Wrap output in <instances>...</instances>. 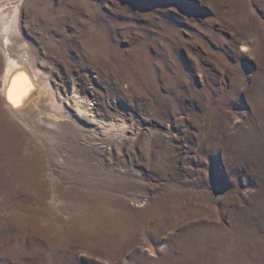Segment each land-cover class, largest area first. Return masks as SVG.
<instances>
[{"label":"rangeland","instance_id":"1","mask_svg":"<svg viewBox=\"0 0 264 264\" xmlns=\"http://www.w3.org/2000/svg\"><path fill=\"white\" fill-rule=\"evenodd\" d=\"M0 16L102 117L48 144L0 112V264H264V0H0Z\"/></svg>","mask_w":264,"mask_h":264},{"label":"bare ground","instance_id":"2","mask_svg":"<svg viewBox=\"0 0 264 264\" xmlns=\"http://www.w3.org/2000/svg\"><path fill=\"white\" fill-rule=\"evenodd\" d=\"M0 28V112L8 122L28 131L37 141L43 136L48 144L56 140L49 129L61 130L60 124L64 123L80 130L78 118L86 124V132H97L101 115L91 108L82 110L75 89L70 93L69 88L44 76L32 61L28 47L11 38L16 30L12 22L0 19Z\"/></svg>","mask_w":264,"mask_h":264}]
</instances>
